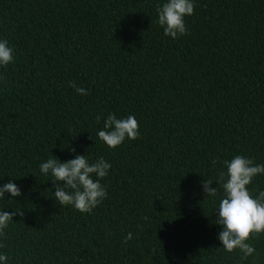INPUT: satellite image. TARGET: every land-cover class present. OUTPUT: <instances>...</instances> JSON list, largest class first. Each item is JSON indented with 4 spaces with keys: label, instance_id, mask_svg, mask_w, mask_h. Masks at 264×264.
I'll return each instance as SVG.
<instances>
[{
    "label": "trees",
    "instance_id": "obj_1",
    "mask_svg": "<svg viewBox=\"0 0 264 264\" xmlns=\"http://www.w3.org/2000/svg\"><path fill=\"white\" fill-rule=\"evenodd\" d=\"M163 2L0 0L15 57L0 68V183L23 193L0 207L24 213L0 238L8 264H264V233L242 260L215 224L222 161L264 164V0H195L176 40L157 23ZM109 113L134 115L139 138L108 148L97 132ZM50 153L110 162L91 214L55 201L38 167Z\"/></svg>",
    "mask_w": 264,
    "mask_h": 264
},
{
    "label": "clouds",
    "instance_id": "obj_2",
    "mask_svg": "<svg viewBox=\"0 0 264 264\" xmlns=\"http://www.w3.org/2000/svg\"><path fill=\"white\" fill-rule=\"evenodd\" d=\"M195 0H164L157 9V23L165 36L176 40L188 34L186 17L194 14ZM15 60L13 48L6 39L0 38V68H5ZM77 95L89 94L84 87L69 82ZM97 116V122L101 120ZM139 125L134 115L118 118L109 113L103 118V128L97 137L110 149L121 146L126 140L139 138ZM91 138V137H90ZM71 148L70 152L75 153ZM218 161L213 160L216 164ZM225 171L221 175L220 186L223 195L215 209V224L220 228L217 239L226 252L239 251L242 260L257 255L249 240L264 233V189H249L258 176H264V164H257L252 159L236 155L231 160L222 161ZM39 172L47 177L55 189L53 198L60 206H69L81 214H91L107 197V189L101 181L108 177L111 164L103 157L90 162L88 156L76 154L73 159L60 161L50 153V157L39 164ZM3 177H0L2 180ZM217 183V182H216ZM212 181H203L202 190L210 197L217 196V187H211ZM255 191V195H253ZM13 200L22 196L21 188L10 179L0 183V201ZM15 215L23 216L22 210L5 211L0 207V238L5 236V229L13 222ZM147 219V217H145ZM133 239L128 232L124 243ZM0 247H3L0 244ZM9 257L0 252V264H8Z\"/></svg>",
    "mask_w": 264,
    "mask_h": 264
},
{
    "label": "bare ground",
    "instance_id": "obj_3",
    "mask_svg": "<svg viewBox=\"0 0 264 264\" xmlns=\"http://www.w3.org/2000/svg\"><path fill=\"white\" fill-rule=\"evenodd\" d=\"M18 40V39H17Z\"/></svg>",
    "mask_w": 264,
    "mask_h": 264
}]
</instances>
